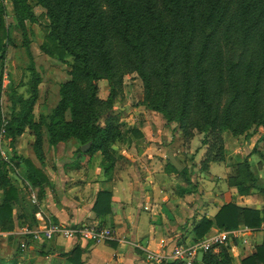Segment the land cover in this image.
Listing matches in <instances>:
<instances>
[{
    "label": "trees",
    "instance_id": "trees-1",
    "mask_svg": "<svg viewBox=\"0 0 264 264\" xmlns=\"http://www.w3.org/2000/svg\"><path fill=\"white\" fill-rule=\"evenodd\" d=\"M10 1L24 35L25 22L38 19L34 6L43 7L49 19L47 38L52 46L46 50L72 59L68 64L70 78L61 85V99L46 124L49 144L70 137L80 144L89 143L90 154L96 149L101 151L107 175L117 158L113 140H126L127 136L120 128L112 127L109 117L103 125L98 118L118 95L123 78L129 73L135 72L140 78L147 107L161 113L167 122L175 121L181 138L190 139L193 129L205 132L203 143H209L215 151L205 155L201 170L225 158L224 131L246 136L253 125L264 128V0ZM4 31L5 18L0 12V51L4 47ZM28 69L30 99H23L19 110L12 107L6 119L0 107V136L6 137L13 157H17L16 138L26 126L37 127L31 106L40 79L33 62ZM100 80L109 84L106 100L98 96ZM132 131L138 134L136 128ZM79 151L80 148L75 156ZM24 162L27 180L38 188L40 199L49 179L29 159ZM4 165L0 153V231L8 232L23 225L28 216L34 218L36 207L25 209ZM169 167L192 185L186 165L180 170L171 163ZM233 170L226 183L235 186L239 194H264V182L255 175L248 156L238 161ZM93 210L97 215L109 212V191L98 192ZM262 222L264 207L259 210L228 202L212 220L202 217L197 221L194 231L202 239L214 225L230 230L240 224L259 227ZM82 253L75 245L66 253L67 262L87 264ZM260 263L264 264V234L254 254L242 260V264ZM196 264L233 262L221 246L217 252H205Z\"/></svg>",
    "mask_w": 264,
    "mask_h": 264
},
{
    "label": "crops",
    "instance_id": "crops-1",
    "mask_svg": "<svg viewBox=\"0 0 264 264\" xmlns=\"http://www.w3.org/2000/svg\"><path fill=\"white\" fill-rule=\"evenodd\" d=\"M132 123L135 126L127 130V139L116 146L117 158L110 175L106 174L102 166L101 155L99 158L90 157L88 152L71 158L68 151L75 149L74 145L62 141L48 149L51 157L45 156L41 163H35L49 179L39 199L47 219L71 224L79 221L100 223L112 229L114 239L97 243H73L61 239L36 245L30 243L27 252L23 253V259L25 255L29 259L46 252L47 263L54 264L56 260H67L66 253L79 245L83 250L82 260L87 264H148L144 249L171 254L177 245L200 240L194 231L196 222L202 217L212 220L224 203L234 202L238 206L259 210L264 207V194L255 192L241 195L235 186L226 183L225 178L239 161V152L236 151L240 147L234 151V155L225 154L223 160L211 162L206 170L200 169L194 173L188 168L192 181L190 186L181 174L170 169L169 163H180L185 154H190L188 152L191 150L195 152L197 147L187 150L182 144L176 145L174 139L179 129L173 123L165 126V119L155 111H145L139 120L136 118ZM133 128L138 130L137 135L132 131ZM253 139L250 136L246 144L255 145ZM202 153L203 149L197 148L196 154ZM192 163V169L195 170L199 160H192ZM215 163L220 166L222 163L224 167L221 179L225 187L209 191L205 181L216 183L220 179L219 175L212 172ZM102 190L110 192V210L104 215H97L93 205L98 192ZM37 223L35 217L30 216L23 221V224L28 225ZM234 229L241 230L239 236L230 239L223 247L230 254L233 264H242V260L254 254L261 243L264 222L259 227L240 224ZM215 230L226 229L214 225L203 237ZM11 232L0 231L2 240L11 236ZM7 248L8 251L0 255V263L8 262L11 254L17 255L12 246Z\"/></svg>",
    "mask_w": 264,
    "mask_h": 264
},
{
    "label": "rangeland",
    "instance_id": "rangeland-1",
    "mask_svg": "<svg viewBox=\"0 0 264 264\" xmlns=\"http://www.w3.org/2000/svg\"><path fill=\"white\" fill-rule=\"evenodd\" d=\"M33 10L38 19L35 22H25L26 34L24 35L23 30L16 19L15 12L12 9L11 1L0 0V12L5 18V31L3 35L4 47L2 51H0V107L5 119L9 116V111L12 107H14L15 110H19L21 107V101L23 99H30L31 75L28 67L31 62H33L34 70L40 79L38 93L31 106L33 121L37 127L34 126V128H29L26 126L22 134L16 138L14 151L17 157H13V151L7 146L6 137L3 134L0 136V153L5 162L4 168L6 176L11 183L16 186L19 195L21 196L22 205L27 207L25 209L28 210H32L33 207L35 208L31 203L30 194H38V188L33 186L27 180V167L24 159H29L32 164L37 167L35 163H41L45 156L51 157V154H49L50 152L48 151L51 145L49 144V132L46 124L52 109L61 99V85L70 78V75L68 74L70 69L68 64L72 60L70 56H66L65 59H63L56 53L50 54L46 50L48 49L46 47L52 48L51 43L47 38V23L49 19L46 16V11L43 7L34 6ZM109 89V84L106 80H100L98 82V96L101 99H107ZM147 110L150 109L144 102L142 82L135 72L129 73L124 76L120 92L111 102L109 108L101 113L98 122L103 125L106 118L109 117L110 120L113 121L112 127L120 128L125 136V131L135 126V123H132V121H136V118L139 120ZM159 114L162 115L161 113ZM65 116L66 118H69L68 112L65 113ZM169 123L175 124L178 128L175 121L167 122L165 120V126H169ZM192 132L193 136L186 141L180 137L178 132V136L174 139V143L176 145L182 144L187 150L190 148L195 149V147L203 149L201 155L196 154V148L195 152L194 150H191V152H188L190 154H185V157L182 159L183 161H179L181 164L189 165L188 168L191 169L192 172L198 173L201 164L204 163L206 158L205 155L208 152L215 151V147L210 146L209 143H203L204 131L193 129ZM247 133L246 136L245 134L235 136L228 130L224 131L222 133V138L224 147H227L225 154L234 155V151L240 147L239 150L236 151V153L239 152L237 155L239 161L245 156H248L255 175L264 182V128L253 125ZM250 136L254 138L252 142L255 141V145L252 144L251 146H248V144H246V140L249 139ZM121 141H125V139H114L112 142L113 148L116 149V146ZM62 142H65L68 145L70 143L74 145L75 149L71 151L69 149L68 151V154L71 153V158L76 157L75 153L78 148H80L79 152H81V146L83 144H80L75 138L70 137ZM89 148L85 152H82V154L88 153ZM99 155H101V151L96 149L92 152L90 157L95 156L99 158ZM195 159L199 160V164L197 165V168L193 170L192 160ZM220 164L221 166L218 163L213 164L212 170V172L214 171L216 175L220 176V179H217L215 181L216 183L205 181V187L209 191H216L219 188L221 189L225 187L223 180L221 179V176L224 175V167L222 163ZM231 171L233 172L234 170L231 168L230 172ZM250 204L252 205L255 203ZM2 242L6 244H2ZM29 244L30 243L24 248H20L18 247L17 236L12 234L8 238H5V240H2L0 235V255L5 254L6 251H8L7 246H12L13 251L17 252L16 256L11 254V258H9L8 262L4 261V263L13 264L14 262H17L18 264L20 260V264H48V258L45 257L46 252L39 253V256L36 258L28 259V255H25V259L22 258L24 256L23 253H26L29 249L27 247ZM33 244L36 245V243ZM34 251L37 250L34 249ZM53 263L69 264L67 260L62 259L60 262L56 260L53 261Z\"/></svg>",
    "mask_w": 264,
    "mask_h": 264
},
{
    "label": "built area",
    "instance_id": "built-area-1",
    "mask_svg": "<svg viewBox=\"0 0 264 264\" xmlns=\"http://www.w3.org/2000/svg\"><path fill=\"white\" fill-rule=\"evenodd\" d=\"M31 203L36 207L34 217L38 221L35 225L23 224L14 229L11 234L17 236L18 247L24 248L28 243H41L53 240L78 241H109L114 239L112 229L100 223L79 221L76 223H62L45 217L37 194H30ZM240 229L215 230L200 240L187 245H177L171 254L144 249L145 261L148 264H196L199 253L215 251L227 242L239 236ZM137 245L135 243H132ZM138 246V245H137ZM139 247V246H138Z\"/></svg>",
    "mask_w": 264,
    "mask_h": 264
},
{
    "label": "water",
    "instance_id": "water-1",
    "mask_svg": "<svg viewBox=\"0 0 264 264\" xmlns=\"http://www.w3.org/2000/svg\"><path fill=\"white\" fill-rule=\"evenodd\" d=\"M89 147H90V144H89V143H85V144H83V145L81 146V152H78V155H80L82 152H85ZM173 165H174V167H175L177 170L181 168V164L178 163V162H173ZM202 256H203V253H202V252L199 253V255H198V259L201 260Z\"/></svg>",
    "mask_w": 264,
    "mask_h": 264
}]
</instances>
